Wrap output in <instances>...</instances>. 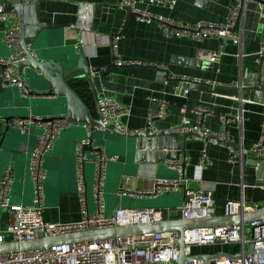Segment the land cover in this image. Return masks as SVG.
I'll use <instances>...</instances> for the list:
<instances>
[{
  "label": "crops",
  "instance_id": "1",
  "mask_svg": "<svg viewBox=\"0 0 264 264\" xmlns=\"http://www.w3.org/2000/svg\"><path fill=\"white\" fill-rule=\"evenodd\" d=\"M121 2H39V21L53 25V28L40 33L39 41L43 48L57 57H63L70 48L81 47L89 67L105 68L112 64L105 72L92 73V83L82 78L81 83L73 86L88 114L99 119L96 101L101 97H110L128 108V113L120 120L123 128L126 132H136L149 128L148 114L154 109L155 101L165 100L167 115L153 122L155 130L176 131L184 126V119H187L189 124L182 132L207 131L214 135H222V116H237V119L227 123L225 138L229 144H236L238 149L232 147L237 151V161L232 163L229 160L232 152L227 144L190 136L185 140L184 162L180 158L165 161L158 168L157 164L135 166L132 162L127 163L119 142L114 143L113 147L105 146L106 155L118 157L106 165L102 194L105 214H113L117 207H154L163 210L165 220L180 218L179 209L184 202L183 188L157 196H134L136 191L150 188L155 179L183 178L191 189L207 186L212 190L214 216L217 217L226 215L225 205L230 200H242L245 206L259 203L264 198V180L256 174V164L260 161L243 153V150L250 153L260 136L261 122L264 120V90L256 94L254 89L241 85L264 87V66L260 67L256 61L257 52L264 49V7L244 0L242 17L233 29L239 35L240 42L226 39L220 60L211 63L208 54L218 48L221 39L166 37L157 21L147 22L135 16L126 18ZM231 4L232 0H177L173 8L150 5L145 9L150 14L174 22L206 21L218 24L228 17ZM13 20H0V57H7L11 52L3 36ZM118 60L122 65L115 64ZM179 79L194 83L188 88H180ZM197 79L201 82H196ZM7 98V91L3 90L0 79V110ZM182 107H185L183 111ZM196 107H203L211 114L201 118L194 112ZM195 126H201V129L195 130ZM5 130V123L0 120V141L4 138L9 150L8 153L0 150V178L4 168L10 166L13 179L8 192L9 202L31 207L34 193L30 158L43 128L31 125L22 132L10 124L6 134ZM80 133H86L83 125L65 126L43 159L42 166L46 172L43 216L49 222L73 223L82 217L74 158L75 143ZM179 142H182L180 137ZM203 148H206L209 161L204 169L199 166ZM93 175L94 165L89 162L84 166L83 175L89 213L96 209L92 197ZM9 220L8 211L0 209V229L4 230ZM240 250V243H216L193 245L190 253L193 256H208L201 258L209 262L217 254H236Z\"/></svg>",
  "mask_w": 264,
  "mask_h": 264
},
{
  "label": "built area",
  "instance_id": "2",
  "mask_svg": "<svg viewBox=\"0 0 264 264\" xmlns=\"http://www.w3.org/2000/svg\"><path fill=\"white\" fill-rule=\"evenodd\" d=\"M15 1V0H11ZM256 2L260 6L264 5L258 0H248ZM177 0H122L121 5L130 8L137 18L147 22L157 21L162 33L166 37L190 38L203 40L209 37L221 39L218 48L208 54L211 63H218L223 55V42L226 39L234 43L240 42L239 35L235 34L237 21L242 17L244 0H232L230 13L226 20L218 24L197 21L194 23L174 22L162 16L150 14L145 7L150 5L165 6L173 8ZM16 17L12 13L4 11L0 6V20ZM3 40L10 49L7 57H0V79L3 87H12L20 84V76L15 64L24 57L19 43L18 22L14 19L4 33ZM264 59V49L257 52L256 61L259 63ZM116 65H122L119 60ZM184 80V79H183ZM196 82H201L197 79ZM226 87H231L227 85ZM244 88L254 89L256 94L260 90L253 84L241 85ZM251 102V101H248ZM99 120L103 126L111 127L115 130L126 132L120 123L128 113V108L115 102L110 97H101L96 101ZM185 107H182L183 111ZM194 112L201 118L210 113L203 107H196ZM211 114V113H210ZM167 115V102L156 100L154 109L148 114V124L154 120H162ZM200 118V119H201ZM232 115L222 116V135H214L209 142H227L226 125L232 119ZM65 120H54L46 123H33L30 120L16 119L13 125L25 132L31 125L43 128V132L37 137L36 145L30 158L31 180L33 183V206L23 207L11 204L8 198L9 187L13 179V170L10 166L4 168L0 178V209L9 213V223L7 227L0 229V243L8 240L30 241L44 235H59L68 232L82 231L86 229H101L113 226L131 224L159 223L164 220L163 210L154 207L135 208L117 207L113 214H105V204L103 201V186L106 165L118 159L115 155H106L104 149L95 146L96 151L87 153L83 147L86 143H77L75 147L76 175L78 180V200L82 217L73 223H54L45 220L43 216V183L46 172L42 166L44 157L48 154L54 139L60 131L67 125ZM189 124L184 119V126L176 131H185ZM85 131L89 135L92 128L85 125ZM201 126H195V130ZM209 134L207 131H203ZM232 154L230 162L237 161V151L229 147ZM251 152H255L264 158V120L261 122V132L258 141L251 147ZM92 162L94 165V175L92 183V197L96 204L93 213L87 209L86 191L84 180V166ZM206 148L202 149L199 166L204 169L208 166ZM184 189V202L179 209L181 216L186 219L209 218L215 214L214 199L212 190L207 186H200L191 189L186 186L185 180L155 179L150 188L138 190L134 194L136 197L157 196L160 194ZM258 207H264V198L259 203L245 206L242 200H230L225 205L226 215H234L242 211H251ZM184 242V253L187 259L183 264H264V218L253 220L247 224L232 226H217L213 228H196L185 230L182 234ZM178 232L147 233L141 235H131L125 237H114L98 241H84L71 244L52 245L49 248H39L28 251H16L6 255H0V264H176L179 256ZM240 243L241 250L236 254H224L212 258L205 263L201 258H196L190 253L193 245ZM252 246L253 252L246 256L244 251L248 246Z\"/></svg>",
  "mask_w": 264,
  "mask_h": 264
},
{
  "label": "water",
  "instance_id": "3",
  "mask_svg": "<svg viewBox=\"0 0 264 264\" xmlns=\"http://www.w3.org/2000/svg\"><path fill=\"white\" fill-rule=\"evenodd\" d=\"M258 1L264 5V1ZM39 2L40 0H1L0 6L4 11L16 16L19 43L24 54L23 59L15 64L20 76V84L12 87L2 86L8 94V98L3 103L2 110H0V120L5 123V134L9 131L10 124L13 125V121L16 119L30 120L34 124L65 120L70 124H80L84 127L85 125L96 126V128H92L89 135L80 133L77 136L79 137L77 143H86L83 147L85 152L92 153L96 151L97 148L94 147L98 145L102 148L105 146L113 147L115 146L114 143L119 142L127 163L132 162L135 166L139 164H157L158 168H161L162 163L165 161H177L180 158L184 162L185 140L188 137H203L206 140L214 137L213 134H205L202 131L155 130L153 126L155 120L149 124L147 129L136 132H122L103 126L99 119L92 118L73 86L81 83L80 79L82 78H86L92 83V73L105 72L112 64L105 68L89 67L81 47L77 49L70 48L63 57H57L54 53L43 48L41 41H39L40 33L53 28V25L39 21ZM122 8L126 11V18L130 16L137 17L136 14L131 12L130 8L126 6ZM111 40H113V35H111ZM258 64L263 67L264 59ZM192 83H194L192 80L179 79L180 88H188ZM258 89H261V87H258ZM40 130L42 131V129ZM179 137L182 139L181 143ZM223 143L238 149L236 144ZM7 149L8 142L5 144L3 138L0 141V150L3 153H8L9 150ZM243 153L250 154L260 161L256 164V174L258 178L264 180V158L251 151L249 153L243 150ZM122 173L124 174V170ZM260 218H264V207L219 217L186 219L181 216L176 219H164L159 223L121 225L101 229H86L59 235H44L30 241L8 240L0 243V255L39 248L46 249L52 245L91 242L147 233L178 232L180 240L179 256L176 264H183L187 259L184 253L182 236L185 230L244 225ZM252 252L253 248L250 245L246 248L244 254L248 256ZM221 255L217 254L213 258ZM194 257L206 259L208 256ZM205 262L207 263V261Z\"/></svg>",
  "mask_w": 264,
  "mask_h": 264
}]
</instances>
